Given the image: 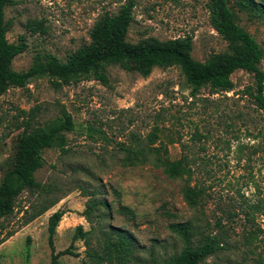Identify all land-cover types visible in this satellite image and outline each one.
<instances>
[{"label": "rangeland", "instance_id": "obj_1", "mask_svg": "<svg viewBox=\"0 0 264 264\" xmlns=\"http://www.w3.org/2000/svg\"><path fill=\"white\" fill-rule=\"evenodd\" d=\"M135 1L129 41L192 36V56L202 62L226 50L227 41L210 22L209 0ZM125 2L18 0L6 10L11 21L8 38L18 42L23 36L28 48L14 59L13 68L27 70L37 55L46 53L66 60L89 42L92 26L101 15L117 13ZM238 14L239 23L264 49V18ZM29 22H41V28L33 32ZM146 71L143 63L132 61L129 69L109 66L108 83L86 77L56 86L49 77H42L0 95V183L13 165L25 120L33 116L34 125L44 124L67 109L75 123L74 130L66 133L67 153L59 148L44 150L43 165L35 171L41 187L31 191L24 184L10 213L0 207V264H49V217L57 210L65 214L54 236L55 251L71 248L73 252L59 256L58 264H93L84 241L73 240L78 225L95 236L104 223L131 231L140 251L137 261L130 264H152L179 250L181 243L169 224L192 215L180 181L150 164L122 166L114 157L120 143L130 144L135 135L148 143L156 128L158 142L169 146L172 159L180 157L182 144L187 143L198 153L200 166L209 160L212 176L197 173L209 193L208 215L213 222L221 217L235 240L252 227L245 210L251 205L260 207L254 212L258 239L252 246L230 245L201 264H264V112L253 96L254 75L240 69L232 75L234 90L214 93L207 84L193 95L180 67ZM98 191L109 204L110 217L101 224L83 215L88 195ZM58 199L29 220L42 206ZM229 209L234 220L228 218ZM93 246L98 248L96 242Z\"/></svg>", "mask_w": 264, "mask_h": 264}, {"label": "trees", "instance_id": "obj_2", "mask_svg": "<svg viewBox=\"0 0 264 264\" xmlns=\"http://www.w3.org/2000/svg\"><path fill=\"white\" fill-rule=\"evenodd\" d=\"M17 3L18 0H0V95L11 87H26L31 80L42 77H49L56 86L77 82L86 77L108 83L109 66L119 65L129 69L130 63L136 61L144 64L146 74L155 67H180L193 95L200 93L201 88L207 84L214 93L232 91L235 88L233 73L245 70L256 79L257 86L253 96L257 108L264 112V70L261 68L264 49L239 23L238 14L240 11L264 18L263 2L209 0L210 22L213 29L227 41V48L211 55L204 62L192 56V36L165 40L149 36L135 43L129 41V27L135 20L136 1L126 0L117 13L106 12L101 15L92 26L89 42L71 52L66 60L51 53L37 55L32 65L24 71L15 70L13 61L28 48L27 42L23 36L18 42H11L8 38L11 21L7 18L6 10ZM40 25L41 22H29L27 26L35 32L41 28ZM22 127L13 165L6 169L0 183V207L5 214L13 210V199L19 195L24 184L31 191H37L41 187V183L36 180L35 171L43 165L45 149L59 148L63 153L68 152L66 133L74 130L75 123L72 114L63 109L57 118L44 124L34 125L32 116L23 122ZM147 141L148 143L143 142L135 135L130 144L120 143L119 153L114 154V157L118 158L122 166L150 164L162 169L170 179L180 181L183 199L192 210L189 219L169 224L171 232L181 243L180 249L169 257L154 259L152 264H201L230 245L252 246L258 239L254 212L260 211L259 205H251L245 210L247 223H251L252 227L245 229L243 238L235 240L221 217L213 222L208 215L209 193L197 173L207 178L212 176L214 171L208 166L209 160H205L200 166L198 153L187 143L182 144L180 157L172 159L169 146L163 141L158 142L157 128L149 134ZM88 196L83 215L90 222L103 223L110 217L106 198L101 196L100 191ZM59 201L60 199L54 200L42 206L29 220L46 212ZM233 213L230 209L227 211L231 220H234ZM64 214L63 210H57L49 217V242L52 249L49 264H58L61 255L73 254L71 248L59 252L54 248V236ZM99 231V236H95L91 230L78 225L73 239L76 241L80 238L84 241L93 264H130L137 261L140 247L131 231L108 223L101 225ZM2 241L0 240V244ZM95 242L98 248L93 246Z\"/></svg>", "mask_w": 264, "mask_h": 264}]
</instances>
